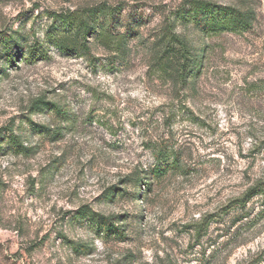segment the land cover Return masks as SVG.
<instances>
[{
    "label": "rangeland",
    "instance_id": "obj_1",
    "mask_svg": "<svg viewBox=\"0 0 264 264\" xmlns=\"http://www.w3.org/2000/svg\"><path fill=\"white\" fill-rule=\"evenodd\" d=\"M211 1L252 10L253 27L207 36L179 24L203 56L184 86L159 57L183 0H0L1 31L42 36L48 12L101 5L113 9L107 26L129 35L125 55L94 38L92 58L53 48L0 74V132L15 127L32 148L0 149V264H264V197L235 201L264 181V0ZM38 100L60 103L74 123L32 113ZM29 117L61 135L31 131ZM156 145L181 168L134 184ZM114 186L123 194L109 199ZM82 207L120 216L124 237L75 219Z\"/></svg>",
    "mask_w": 264,
    "mask_h": 264
},
{
    "label": "trees",
    "instance_id": "obj_2",
    "mask_svg": "<svg viewBox=\"0 0 264 264\" xmlns=\"http://www.w3.org/2000/svg\"><path fill=\"white\" fill-rule=\"evenodd\" d=\"M113 9L105 6H94L75 10L51 11L48 17L50 24L44 26L42 36L31 35L29 32L16 30L6 32L0 30V58L3 64L0 74L7 76L8 66H19L18 61L34 64L40 60L51 59L50 51L54 48L65 55L91 57V41L96 39L109 51L118 55H125L128 51L127 33L114 32L107 26L112 16ZM255 13L252 10H241L232 5H224L211 0H183L182 4L173 12L172 20L163 33L162 41L166 44L160 52V59L165 61L161 68L170 73V78L184 86L190 84L193 77L198 74L202 64V58L194 54L189 41L177 30L180 24H194L200 26L207 36L220 35L224 32L243 33L253 27ZM92 58V57H91ZM31 112L54 113L64 123H74L72 112L58 102L38 100L31 107ZM31 123V131L43 134L53 132L61 135L63 126L51 130L49 126L38 125L27 118ZM3 130V128H2ZM1 134L0 149L12 151L16 155H29L32 148L25 145L24 132H17L15 127L4 128ZM3 146H6L4 149ZM2 147V148H1ZM154 163L148 170H142L144 178L136 177L133 183L149 185L143 179H161L171 170L180 169L178 154L168 145L153 146ZM124 190L112 187L109 199L122 195ZM256 195L264 197V181L258 182L250 188L246 195L236 199L238 207L245 208L247 201ZM264 215V210L261 213ZM120 216H105L88 207H82L75 219L88 220L92 228L105 237L117 235L124 237L125 229L117 224ZM123 225V224H122ZM200 227V226H199ZM202 227L198 228V234L202 233Z\"/></svg>",
    "mask_w": 264,
    "mask_h": 264
}]
</instances>
